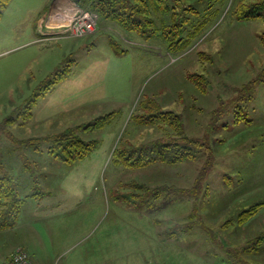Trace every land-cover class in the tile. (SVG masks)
I'll list each match as a JSON object with an SVG mask.
<instances>
[{
    "label": "rangeland",
    "instance_id": "1",
    "mask_svg": "<svg viewBox=\"0 0 264 264\" xmlns=\"http://www.w3.org/2000/svg\"><path fill=\"white\" fill-rule=\"evenodd\" d=\"M261 1L168 0L165 18L151 8L158 26L164 19L172 24L175 13L183 23L190 41L180 52L162 37L147 40L101 16L93 34L72 36L68 25L93 10V0H50L43 37L34 18L27 21L40 0H17L6 9L0 22V169L14 174L26 201H34L17 237L28 243L12 248V238L2 234L0 264L18 248L36 264L239 262L237 253L264 233V206L239 224L242 211L264 201V19L239 20L235 8ZM109 35L129 52L116 55ZM69 67L70 80L56 83L59 70ZM144 99L183 117L186 135L203 144L197 160L116 166L117 147L131 150L173 135L167 127L137 122L133 116ZM28 106L33 116L26 119ZM111 112L115 117L105 128H85ZM70 128L99 142L83 163L69 165L49 152L45 137ZM37 137L43 138L26 142ZM49 209L50 218L34 221ZM253 257L264 264V252Z\"/></svg>",
    "mask_w": 264,
    "mask_h": 264
},
{
    "label": "trees",
    "instance_id": "2",
    "mask_svg": "<svg viewBox=\"0 0 264 264\" xmlns=\"http://www.w3.org/2000/svg\"><path fill=\"white\" fill-rule=\"evenodd\" d=\"M12 0H0V22L3 19L6 9ZM168 0H93L92 8L98 12L102 19L119 24L126 32L141 35V37L150 40L153 37H162L173 52L183 51L189 39L183 34V23L178 21L176 13L173 14L175 21L168 24L166 19L158 26L152 16L151 8L165 18L170 13ZM153 6V7H152ZM235 14L239 20L255 21L264 19V1L247 4L239 2L235 8ZM111 45L119 51H127L119 45L116 40L109 35ZM264 44V33L262 34ZM55 78L56 83H60L68 78L71 73L70 67L64 69ZM201 77L203 75H192V77ZM264 81V71L261 76ZM49 88V87H48ZM138 109L141 111L133 116L140 125L167 127L173 135L167 141L156 140L149 144H141L129 149L114 150V163L122 165L124 168H142L147 165L164 163L168 165H178L185 161H195L198 159V149L203 146L202 142L189 138L185 133V124L183 117L173 111L163 110L162 106L152 99L140 101ZM24 112L26 119L33 116L31 107L28 106ZM115 112L97 117L92 123L85 126L88 130H98L105 128L115 117ZM7 123L15 124L16 119L8 118ZM75 128H70L59 134L45 137L50 142L49 152L59 161L74 165L80 161L89 158L97 150L99 142L97 140L86 141L78 136H74ZM43 137L30 138L26 142L42 140ZM130 151L129 154H127ZM211 162V161H210ZM208 162V163H210ZM204 168V172L206 171ZM140 187V186H139ZM160 192H157L159 194ZM194 194H196L194 192ZM26 201L25 197L19 192V182L14 174L0 169V238L6 231H10L18 225L21 207ZM264 206L263 202H253V205L242 211L239 216V224L253 219L259 210ZM251 248L244 246L237 258L236 264H259L254 261L253 256L264 252V233L258 235L250 244ZM249 249V250H247ZM240 253L251 255L252 258L240 257ZM252 259V260H251Z\"/></svg>",
    "mask_w": 264,
    "mask_h": 264
},
{
    "label": "crops",
    "instance_id": "3",
    "mask_svg": "<svg viewBox=\"0 0 264 264\" xmlns=\"http://www.w3.org/2000/svg\"><path fill=\"white\" fill-rule=\"evenodd\" d=\"M15 1H17V0H12V2L9 4V6H8V8H7V10L9 9V7L15 2ZM26 1V0H25ZM41 1V5H40V7H34L33 8V10H31L30 11V13H31V16L29 17V15L27 16L28 17V19H27V21H29V20H31V19H33L34 18V22H36V31L39 33V34H41V37H43L44 36V32H43V28H44V20H45V16H46V14L49 12H47V10H50V6H49V1L50 0H40ZM6 10V11H7ZM44 38H40V40H43ZM110 44V46H111V48H112V50L113 51H115V54L116 55H122V56H124V54H127L129 51H119V50H116L112 45H111V43H109ZM72 71H71V74L68 76V78L66 79V80H64V81H69L70 80V78L72 77ZM64 81H62L61 83H63ZM58 84H60V83H58ZM114 101H118V95L116 96V98H115V100ZM98 106H100V104H97V105H95V107H98ZM94 153H96V151L94 152ZM94 153H93V155H94ZM90 157H92V155L90 156ZM89 157V158H90ZM89 158H87V159H89ZM87 159H85V160H83V161H86ZM83 161H80V162H82L83 163ZM87 165L88 166H90V164H88V162H87ZM91 165H93L92 163H91ZM116 166H119V167H123L122 165H116ZM94 167V166H93ZM19 192L21 193V196H23V197H26V195L21 191V188L19 187ZM47 195H45V197H46ZM45 197H43V196H41V199L43 200ZM29 201H34V200H29ZM29 201H25L24 203H23V205H22V207H21V212H20V215H19V222H18V225L15 227V228H13L12 230H10V231H6V232H4V234L5 233H8V235H9V237H11L12 238V240L13 241H11V243H13V246H12V248H14V247H16V246H25V244L26 243H28V242H24V241H18V239H17V237H18V233L20 232V231H22V230H24L25 229V226H27L28 225V220H27V218H26V213H25V211H26V207H27V203L29 202ZM36 201V200H35ZM36 203H38V201L36 202ZM45 212V211H44ZM44 212L43 213H38V214H35L34 215V217L36 218L34 221H39V220H41V218H44V219H48V218H50L51 217V212H50V209L49 210H47L46 212H45V214H44ZM29 237V236H28ZM27 250V249H26ZM13 253V252H12ZM12 253L10 252V251H8V253H7V255H8V258L6 259V260H4L1 264H3V263H5V262H7L10 258H11V255H12Z\"/></svg>",
    "mask_w": 264,
    "mask_h": 264
},
{
    "label": "built area",
    "instance_id": "4",
    "mask_svg": "<svg viewBox=\"0 0 264 264\" xmlns=\"http://www.w3.org/2000/svg\"><path fill=\"white\" fill-rule=\"evenodd\" d=\"M100 15L92 9H86L84 16L80 21L68 25V30L72 36L84 38L93 34L98 26ZM3 264H36L27 250L23 248L16 249L11 258Z\"/></svg>",
    "mask_w": 264,
    "mask_h": 264
}]
</instances>
